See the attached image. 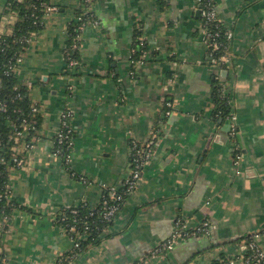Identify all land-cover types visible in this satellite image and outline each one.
Instances as JSON below:
<instances>
[{
	"label": "crops",
	"instance_id": "crops-1",
	"mask_svg": "<svg viewBox=\"0 0 264 264\" xmlns=\"http://www.w3.org/2000/svg\"><path fill=\"white\" fill-rule=\"evenodd\" d=\"M9 1L0 0V33L16 22L5 12ZM212 1L233 34L222 68L197 0H93L98 22L82 29L75 64L65 51L81 0H50L56 9L15 69L41 124L31 148L24 141L15 148L24 162L10 168L18 207L1 226L0 264H247L248 236L264 248V0ZM137 38L143 62L134 63ZM218 75L231 101L220 122L212 97ZM66 110L69 166L55 150ZM134 144L153 150L138 186L102 237L68 257L74 241L57 215L80 202L96 209L108 187L122 186ZM178 219L189 228L208 222L209 230L153 255Z\"/></svg>",
	"mask_w": 264,
	"mask_h": 264
},
{
	"label": "trees",
	"instance_id": "trees-1",
	"mask_svg": "<svg viewBox=\"0 0 264 264\" xmlns=\"http://www.w3.org/2000/svg\"><path fill=\"white\" fill-rule=\"evenodd\" d=\"M204 1L200 4L204 8ZM214 5V2L210 0ZM93 0L88 3L81 0L82 8L92 7ZM162 4L163 2L160 1ZM52 6L50 0H10L8 3L6 13H13L16 15V22L11 33H0V100L3 101L5 107L0 110V224L5 225L9 220L13 211L18 207L17 203L11 198V190L9 185L10 168L16 167L14 157L17 153L16 146L21 141L24 143L33 144L34 138L38 135V130L41 124V115L34 112V104L30 99V88L27 84L20 82L16 75L14 68L16 67V60L29 45L28 39L34 34L38 33L44 26V17L47 13L48 7ZM84 9L78 8L76 20L70 24L68 30L69 45L65 51V56L68 64H75L78 61V44L80 41V34L82 29L92 21L97 20L93 11L91 13L83 12ZM204 20V17L201 16ZM210 31L220 29L222 35L218 37L219 47L215 49L213 43L209 41V52L220 68L224 67L222 63V56L227 53L230 47V40L224 35L223 25H217L213 22L207 25ZM136 52L132 59L138 60L141 53L142 44L137 38L135 40ZM218 75L214 79L213 85V102L214 111L213 116L217 122L223 121L230 117L231 101L228 96L224 94V85ZM27 129L28 135H21ZM74 137L72 132L71 137ZM56 140V139H55ZM145 147L140 144V147ZM56 149H61L63 158L68 155L71 149L67 150L65 145H60L56 141ZM19 158H23L19 154ZM65 162V161H64ZM66 166L70 164L65 163ZM126 186H122L119 193L123 195V199L118 201L120 207L130 196L126 193ZM110 190H105L104 201L98 205L96 209H90L87 202L78 206V220L76 222L78 233H86L87 238L81 240L78 247H74L68 257L76 256L79 252L85 250L90 243H95L99 240L104 231L113 220L105 221L103 219V212L111 203H115L109 197ZM74 207V206H73ZM94 212L93 215L91 213ZM66 217L64 220L63 218ZM58 223L64 226H70L73 216L70 208H64L56 217ZM74 223V221L72 222ZM71 223V224H72ZM201 234V233H200ZM254 236L247 237L249 243ZM66 259V258H65ZM64 259V260H65ZM226 261L220 259L214 264H223Z\"/></svg>",
	"mask_w": 264,
	"mask_h": 264
},
{
	"label": "built area",
	"instance_id": "built-area-1",
	"mask_svg": "<svg viewBox=\"0 0 264 264\" xmlns=\"http://www.w3.org/2000/svg\"><path fill=\"white\" fill-rule=\"evenodd\" d=\"M84 2L88 3L90 0H83ZM199 2V4L202 3V0H197ZM49 9H47V13L56 9L53 6H49ZM89 9V7H86V10ZM202 12L201 15L204 17V20H202V27L203 30L205 32V36H206V40L209 44V41L211 40L213 43V47L215 49H217L219 47V43H218V37H220L222 34V31L220 29L215 30V31H210L207 27L208 24L210 23H217V25H221V21L218 17V14L216 12L215 6L212 4V2L210 0H205L204 1V8H202ZM92 22H97L92 21ZM224 35L227 37V39H232L233 34L227 29L224 28ZM31 40V37L28 39V42ZM210 45V44H209ZM136 51H134L135 54ZM226 55V54H225ZM224 55V56H225ZM224 56H222L223 60H224ZM226 58V56H225ZM23 60V53L18 56L17 60H16V67L22 62ZM216 62V59H213ZM132 62H143L141 59L138 60H134L132 59ZM16 67L14 68V70L16 69ZM5 107V104L3 103V101L0 100V110H2ZM33 111L36 112L37 108L34 107ZM72 112L69 110H66L63 114H62V121H61V126L59 128V131L56 135V141L60 144V145H65L67 150L73 148V138L71 137L72 134V128H71V124H70V119L72 117ZM234 128L231 131V135H234ZM29 132L27 131V129H25V131L23 133H21V135L24 134H28ZM25 147L31 148L32 145L29 143H25L24 145ZM237 150L240 149L239 146L236 147ZM56 153H59L60 156L61 155V149H56ZM133 156H132V172L129 178H127L124 182L122 186H126V193H132L136 187L138 186V183L140 181L141 178V173L143 171L144 166H146V164L149 163L152 154H153V150L151 145H145V147H140V145L138 144H134L133 146V150H132ZM19 152L16 153L15 157H14V161L16 163L17 166H21L24 162L23 158H19ZM241 155L237 154V158H239ZM65 163L70 164L71 163V151L68 153V155H66V157L64 158ZM122 186H111L108 187L107 189L110 190L109 193V197L112 201H115V203H110L109 206H107V208L104 210L103 212V219L105 221H110L113 220L115 218V216L117 215V213L120 211L121 207L118 203V201L123 199V195L119 193V190ZM105 195V194H104ZM105 203L107 202L104 201ZM85 202H80L77 205H72L66 208H70V212L73 216L72 222L74 221V223H70V226H64L63 228L66 230V232L69 234V236L71 237V239L74 241V247H78L80 245L81 240L86 239L87 238V234L84 233H78V227H77V220L78 218V206L84 204ZM74 206V207H73ZM94 212L91 213V215H93ZM64 220L66 219V217L63 218ZM209 223L208 222H204V223H200L199 225L193 227V228H189V223H185L184 221L178 219L176 221V231L174 232V234L172 235V237L166 241L162 247L157 248L153 251V255L159 254V253H164L169 249L173 248L174 242L179 238V237H183L184 236H191V235H196V234H200V233H206L209 230ZM0 230H1V224H0ZM243 260L247 263V264H264V248L258 243V241L256 240V237L254 236V238L247 243V251L243 256ZM223 264H232L231 260H226L223 262Z\"/></svg>",
	"mask_w": 264,
	"mask_h": 264
},
{
	"label": "rangeland",
	"instance_id": "rangeland-1",
	"mask_svg": "<svg viewBox=\"0 0 264 264\" xmlns=\"http://www.w3.org/2000/svg\"><path fill=\"white\" fill-rule=\"evenodd\" d=\"M93 7V6H92ZM92 7H89V9H87L86 10V8H82V5H81V3H80V7L79 8H81V9H84L83 10V12H86V13H91L93 10H92ZM76 20V19H75ZM97 21V20H96ZM98 22V21H97ZM1 226H4V225H1Z\"/></svg>",
	"mask_w": 264,
	"mask_h": 264
},
{
	"label": "water",
	"instance_id": "water-1",
	"mask_svg": "<svg viewBox=\"0 0 264 264\" xmlns=\"http://www.w3.org/2000/svg\"><path fill=\"white\" fill-rule=\"evenodd\" d=\"M201 12H202V9H201V6H200V8L197 10V14H198V16H201ZM226 72H223V74H225Z\"/></svg>",
	"mask_w": 264,
	"mask_h": 264
}]
</instances>
